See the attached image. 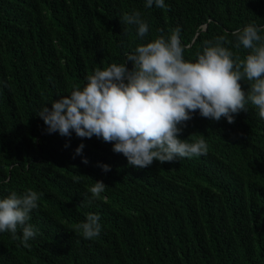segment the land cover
Returning <instances> with one entry per match:
<instances>
[{
	"label": "trees",
	"instance_id": "16d2710c",
	"mask_svg": "<svg viewBox=\"0 0 264 264\" xmlns=\"http://www.w3.org/2000/svg\"><path fill=\"white\" fill-rule=\"evenodd\" d=\"M145 5L0 0V198L29 188L41 194L30 214L39 229L31 247L0 233V264H264V119L251 105L231 124L192 113L180 138H204L207 154L146 168L130 166L102 138L49 134L36 115L82 88L96 69L124 63L139 44L176 28L184 59L195 62L203 41L218 36L244 59L249 50L234 48L232 32L264 27V0ZM133 11L149 26L144 38L120 21ZM240 83L247 92L249 83ZM96 181L105 191L89 204ZM90 212L100 216L101 232L88 240L74 226Z\"/></svg>",
	"mask_w": 264,
	"mask_h": 264
},
{
	"label": "clouds",
	"instance_id": "9594fccd",
	"mask_svg": "<svg viewBox=\"0 0 264 264\" xmlns=\"http://www.w3.org/2000/svg\"><path fill=\"white\" fill-rule=\"evenodd\" d=\"M165 8V0H146V7ZM127 26H136L140 38L148 35L149 26L138 11L123 14ZM264 27L249 24L232 32L234 48L249 50L244 59L235 56L225 44L228 37L203 41L202 51L195 62L184 59L180 29L165 38L139 44L126 53L124 63H112L96 69L81 88L54 99L36 113L47 125L49 134L58 132L80 138L96 136L113 144V151L126 157L130 166L146 168L154 160L173 162L177 158L206 155L204 138L187 142L180 138L192 113L219 121L226 118L234 123L235 114L247 111L251 105L264 119ZM131 62V69L127 67ZM249 83L247 92L241 80ZM84 145L81 143L76 153ZM87 163V160H84ZM103 171L110 170L107 164ZM79 182V177H73ZM105 183L96 181L88 188L92 200L102 198ZM41 194L29 188L22 194L15 191L0 198V233H10L11 239L30 248L39 229L29 223L31 212L39 207ZM100 216L87 213L86 220L77 223L74 231L84 239H94L101 232ZM18 229L22 233L18 235Z\"/></svg>",
	"mask_w": 264,
	"mask_h": 264
}]
</instances>
